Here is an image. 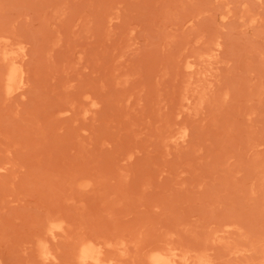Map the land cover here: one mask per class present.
I'll return each mask as SVG.
<instances>
[{"label":"rangeland","instance_id":"obj_1","mask_svg":"<svg viewBox=\"0 0 264 264\" xmlns=\"http://www.w3.org/2000/svg\"><path fill=\"white\" fill-rule=\"evenodd\" d=\"M155 254L264 264V0H0V264Z\"/></svg>","mask_w":264,"mask_h":264},{"label":"bare ground","instance_id":"obj_2","mask_svg":"<svg viewBox=\"0 0 264 264\" xmlns=\"http://www.w3.org/2000/svg\"><path fill=\"white\" fill-rule=\"evenodd\" d=\"M13 77L11 76L9 78L12 79ZM81 255L89 260L90 262H94L96 263L98 261L97 259V255L95 254V251L94 249H92V247L90 246H84L82 249H81ZM78 257L80 258V249H79V252H78ZM165 257L162 256V254H155L152 258H151V261L153 264H165L166 261H165Z\"/></svg>","mask_w":264,"mask_h":264}]
</instances>
